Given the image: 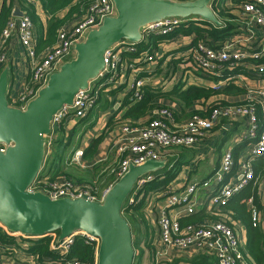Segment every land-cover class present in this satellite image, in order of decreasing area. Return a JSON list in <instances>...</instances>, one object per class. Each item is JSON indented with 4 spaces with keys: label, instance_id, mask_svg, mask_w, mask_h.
Segmentation results:
<instances>
[{
    "label": "built area",
    "instance_id": "built-area-1",
    "mask_svg": "<svg viewBox=\"0 0 264 264\" xmlns=\"http://www.w3.org/2000/svg\"><path fill=\"white\" fill-rule=\"evenodd\" d=\"M87 1L81 15L59 27L55 43L38 53L34 48V26L25 12L21 17H13L6 22L0 37V67L10 61L3 48L9 40L15 38L22 48L29 71L28 79L22 82L13 81L8 86V106L24 110L27 103L44 86L47 77L73 56L74 45L83 41L87 32L101 25L106 17L115 15L111 0ZM208 6L221 24L217 26L212 22L207 23L220 28L225 27L226 22H232L233 32L217 43L218 46H210L203 40L193 42L194 35L176 33L169 40L174 46L166 57L169 60L180 59L178 64L184 66L179 78L182 81L191 73H197L200 75L199 80L205 79L209 82L205 85L215 90L222 89L227 84L239 86L244 90V102L215 108L208 116L193 114L178 121L174 117L176 111L172 105L161 102L142 123L113 121L112 125H117L118 136L115 158L113 165L108 167V173L116 181L128 170L131 163L141 164L148 159L166 160L169 149L190 147L214 128L220 118L246 116L248 125L242 137L250 139L252 143L248 145L245 158L234 174H231L235 169L233 155L230 150H226L220 157L217 169L205 180L188 181L180 191L175 190L176 184L170 182L145 193L144 186L156 177L150 172L134 182L125 203L129 207L140 200L146 202L150 210L146 219H150L153 226L152 243L158 246L156 254L160 256L159 260L176 256L190 258L206 252L214 255L217 264H247L246 250L241 246L237 235L238 223L226 212L225 205L246 185L257 182L252 161L260 157L264 162V0H211ZM221 10L231 16L222 19L219 15ZM195 20L202 23L205 21L196 16L165 18L147 25L142 31V40L139 43L121 40L107 49L103 55L104 66L98 75L89 82L87 88L74 94L72 104H64L52 115L46 148L49 149L65 121L85 117L96 105L99 93L107 87L128 85L126 94L129 100L139 99L141 88L156 75L157 62L163 59L164 53L161 47L163 44L148 45L140 51L138 45L141 42L146 43L150 35L173 33L177 28ZM135 53L137 55L131 57ZM0 150L3 151L4 146H0ZM82 155L81 149L76 150L70 161L83 167L85 165ZM41 169L26 190L31 193L42 192L51 199L84 198L102 202L112 185L111 183L107 188L97 191L95 185L78 181L71 175L60 174L50 178L41 173ZM236 173L239 176L234 179ZM200 190L201 195L198 194ZM246 205L252 221H259L252 197L247 199ZM201 206L206 207L210 219L181 222L183 215L198 213ZM1 228L5 229L0 224ZM75 235L95 241L96 246L99 243L93 236L75 232L60 242H57L56 237L52 249L65 253L73 243ZM10 250L19 254L23 249L18 244ZM61 264L85 263L70 258L63 259Z\"/></svg>",
    "mask_w": 264,
    "mask_h": 264
},
{
    "label": "water",
    "instance_id": "water-1",
    "mask_svg": "<svg viewBox=\"0 0 264 264\" xmlns=\"http://www.w3.org/2000/svg\"><path fill=\"white\" fill-rule=\"evenodd\" d=\"M115 15L90 29L74 45V54L52 72L25 109L8 106L11 69L0 68V224L9 232L40 237L58 231L57 242L83 232L98 239L96 264H132L131 228L122 206L134 182L165 167L166 160L130 164L112 183L102 202L84 198L51 199L27 187L43 164L50 120L74 94L88 87L104 66V52L121 40L139 43L143 29L169 17L196 16L219 26L208 6L211 0H111ZM14 8L12 15L21 17Z\"/></svg>",
    "mask_w": 264,
    "mask_h": 264
},
{
    "label": "trees",
    "instance_id": "trees-1",
    "mask_svg": "<svg viewBox=\"0 0 264 264\" xmlns=\"http://www.w3.org/2000/svg\"><path fill=\"white\" fill-rule=\"evenodd\" d=\"M34 2H39L45 14L47 15L48 19L45 23H42L39 19V16L36 14ZM14 3H17L21 7V9L30 17L33 23L36 33L35 51L38 53L55 43L57 30L59 29V27L81 15L85 10L88 1L0 0V37L1 31L6 22L12 18L11 12ZM219 15L222 19H226L231 16L230 14L225 13V11L223 10L219 11ZM226 23L227 24L225 25V27L219 28L209 25L206 21H204V23H202L200 20L189 21L185 24V26L177 28L173 33H169L166 35H150L146 43L141 42L138 45V51L144 49L148 45L158 46L159 44H167L170 38H172L176 33H181L186 36L194 35L195 37L193 42L203 40L207 41L210 46H216L217 43L222 42L233 32L232 29L234 25H232V22ZM203 25H207L208 27ZM136 55L137 54L135 53L131 55V57H134ZM141 89L142 94L139 99L129 101L128 98H126L128 96L125 97V100H127L128 103L132 104L123 115L125 118H144L146 115L151 113L152 110L155 109V101L158 98H165L167 100L176 99L177 101L181 102V109L183 110L189 107H193V109L189 113L184 114V116L187 115L186 117L193 114L208 116L210 112L215 108H222L225 105L241 104L244 102V90L239 86L233 84H227L222 89L215 90L204 85H189L185 87L184 83L177 81L167 91H158L147 86H143ZM184 116H178L176 115V113H174L175 119H185ZM57 137L52 141V143L64 144L61 141V138ZM60 145H58V147ZM97 145L98 139H93L92 143L89 144L88 151H90V156L93 154V152H95ZM86 155L87 154L85 151L84 156ZM55 156L56 154H54L50 168L54 165V161L60 162L62 160L61 152L57 157ZM169 163L166 164L164 168L156 172H152L156 177L153 181L148 182L144 186L143 190L145 193L169 184L170 181H172L176 177V175L180 171V164L177 162H173L172 164ZM51 171L52 173L49 177L53 178L57 175V170L52 168ZM254 173L255 177L257 178V182L254 184L252 182L249 183L241 191L233 195L226 203L225 208L226 212L231 214L235 221H240L243 224L247 233V242L245 244V247L248 251V254L254 258L257 264H264V254L260 248V243L263 240V235L259 229V221L255 223L252 221L251 213L246 205L247 199L249 197H252L253 204L256 206V209L259 210L261 206L262 191L260 187V179H262V176L264 175V162L257 170L254 171ZM111 179L112 180L110 183H113L114 179ZM125 202L122 206V212L130 211L131 207L133 210H136L140 206H142L141 204H139L134 207H126ZM130 213L134 214L133 211H131ZM133 218L136 221V219H138V215L134 214ZM199 218L200 217L189 221L196 222ZM143 226L145 228V235L147 236V223L144 222ZM58 233V231H55L40 237H23L19 234L16 235L13 233H9L5 229L1 228L0 244L8 246L14 243L16 237H20L24 241L28 242L26 251L34 257L37 264H61L63 259L70 258H76L85 264H94L97 254V246L95 241L86 240V238L82 235H75L73 238V243L70 245L68 251H66L65 253H60L52 249L53 242L56 237H58ZM135 245L138 246V243L136 242L133 244V246ZM146 245L149 246V243ZM155 264H217V260L213 254L201 252L190 258L179 256L164 258L159 260Z\"/></svg>",
    "mask_w": 264,
    "mask_h": 264
},
{
    "label": "crops",
    "instance_id": "crops-1",
    "mask_svg": "<svg viewBox=\"0 0 264 264\" xmlns=\"http://www.w3.org/2000/svg\"><path fill=\"white\" fill-rule=\"evenodd\" d=\"M36 14L39 16V19L42 23H45L48 19L47 15L45 14L44 10L42 9L39 2H34ZM14 8L18 10L24 11L21 7L14 3L12 7V12ZM12 18L14 17L12 15ZM35 34V42H36V33ZM186 36V35H185ZM173 42L169 41L167 44H163L161 47L165 50L171 51L173 49L172 45ZM35 48V43H34ZM4 51L7 52L9 55L10 61L7 63L11 69V75L9 80V85L13 81H24L28 79L29 71L27 69V62L26 58L23 56L22 48L18 41L15 38H12L7 42V44L3 48ZM43 51V50H42ZM157 67H159V60L157 62ZM1 68V67H0ZM178 72L184 69V66L181 64L178 66ZM157 70V68H156ZM176 70V69H175ZM158 71V70H157ZM181 72H179L180 76ZM157 75V73H156ZM203 84L206 85L209 83L203 79ZM161 79L152 77L151 80H148L144 86L158 89L156 87H160L158 84ZM185 83V82H184ZM188 86L192 85V83H186ZM185 84V87H186ZM194 84V83H193ZM164 83L161 84V87ZM196 85V84H194ZM199 85V84H197ZM204 85V86H206ZM127 87L128 85L121 84L119 87H107L106 89L102 90L99 93L98 100L96 105L87 113V115L78 120V122H74L72 119L65 121V123L61 126L60 130L57 132L56 137L61 138L63 143H76L75 148L68 154L64 152L61 153L62 160L60 162L54 161V165L51 167L57 170V175L60 174H70L73 178L78 181H81L79 177L71 170V167L74 166L76 170H83L85 169H92L93 166H97L98 162L101 160L105 161L108 159L115 158V143H117V130L114 125H112L113 121H118V123L122 121H134L142 123L151 113L146 115L144 118H125L123 115L126 111L130 108L132 104L128 103L125 100L127 96ZM163 91H167L170 89V85L162 87ZM128 98V97H126ZM129 100V98H128ZM130 101V100H129ZM161 102L172 105L173 110L176 111V115L184 116V114L189 113L193 107L186 108L185 110L181 109V102L174 100H167L165 98H158L156 99L155 103L161 104ZM102 107V108H101ZM156 107V106H155ZM187 118V117H186ZM184 118H178V120H183ZM117 123V124H118ZM248 122L246 116H235L229 118H220L218 124L212 128L209 132H207L203 137L199 138L193 145L190 147H173L167 151L166 155V164H172L173 162H177L180 164V171L182 168L188 167L189 170L186 173V178L184 180L178 179L176 177L170 181L173 182L176 186L181 185L180 189H182L188 181L190 182H201L205 180L213 172L217 169L220 161V157L224 151L230 150L233 155V160L235 162V169L231 172V174L235 173L236 168L241 163L242 159L245 158V153L250 145L251 140L245 139L242 137V133L244 132L245 128L247 127ZM55 137V139H56ZM93 139H98V145L95 149V152L90 156L88 151V146L92 143ZM188 149L182 158L181 149ZM81 149L83 152L82 160L85 166H78L69 164V158L73 155L76 150ZM86 151V156L84 153ZM262 158H255L252 161V166L254 171L257 170L261 164H263ZM71 165V166H70ZM109 167V166H108ZM107 167V168H108ZM63 171V172H62ZM83 182V181H81ZM260 187H261V198L262 203L258 210L259 214V229L262 232L263 240L260 243V248L264 254V175L262 179H260ZM165 186V185H164ZM198 194H202V190L198 191ZM201 210L198 213H195L191 216L183 215L181 218V222H190L189 220L197 219L196 222L199 220L210 219L211 216L208 215L206 207L201 206ZM239 229L237 230V235L240 239V244L246 250V261L247 264H257L254 258L248 254V251L245 247L247 242V233L243 224L237 221ZM20 245L22 247V251L19 254L15 253L12 249L15 245ZM11 245V246H10ZM10 245H1L0 246V262L1 264H37L33 256H31L27 251L28 242L24 241L20 237L14 240L13 244Z\"/></svg>",
    "mask_w": 264,
    "mask_h": 264
},
{
    "label": "rangeland",
    "instance_id": "rangeland-1",
    "mask_svg": "<svg viewBox=\"0 0 264 264\" xmlns=\"http://www.w3.org/2000/svg\"><path fill=\"white\" fill-rule=\"evenodd\" d=\"M174 45V44H172ZM164 48V47H163ZM162 51L164 53V57L163 59L161 58L159 60V67H157L156 73L157 75L154 76V78H158L161 79V81L159 82V86L160 87H156L158 89V91H163L162 87L170 85V87L175 84L177 81H180L184 84L186 83H192V85L194 84H199V85H205L202 83V80H199L198 78L200 77L199 74H194L191 73L188 78L186 79V77L184 78L185 80L182 81L180 80V76L179 75V71L178 72V66H180V59H171L169 60L167 56V54L171 53V51H168L167 49H163ZM173 69V70H172ZM176 69V70H175ZM172 71V73H171ZM171 76L173 77V79H171ZM164 83V85L161 87V84ZM194 83V84H193ZM201 83V84H200ZM186 86H188L186 84ZM102 108V107H101ZM187 114V113H186ZM187 115H185L184 117L186 118ZM78 118H74V122H78ZM113 122V120H112ZM51 143V145L49 146V149L46 148L45 149V156H44V160H43V166H42V173H46L48 176H50V174L52 173V171L50 170V166L52 164V159L54 157V154H56L55 157L58 156V154L61 152H64L65 154H69L76 146V143ZM58 145H60L58 147ZM187 151H190L188 149H181V156L182 158L184 157L183 153H186ZM71 158V157H70ZM69 158V164L72 165H78L76 163H73L70 161ZM113 165V159H108L103 161L101 160L100 162H98L97 166H93L92 169H85L82 168L83 170H76V168L74 166L71 167V170L73 172H75V174L79 177V179H81V181L85 182V183H90L93 184L97 187V191L98 190H102L104 188H107L111 183V176L108 173V166H112ZM71 166V165H70ZM79 166V165H78ZM189 170L188 167L182 168V170L180 171V173L177 175L176 180L178 179H182L184 180L186 178V173ZM63 172V171H62ZM239 176L238 173H236L234 175V179H236ZM180 187L181 185H178L177 187H175V190L180 191ZM147 193V192H146ZM141 204L142 206H140L138 209H130V211L127 212H122V215L127 219L130 228H131V236H132V245L134 243H138V246H133L134 249V256H133V264H155L156 262L159 261L160 256L158 254H156L157 250H158V246H155L152 243V236L154 234V230H153V226L150 224V219L147 221L146 219V215L148 216V211H150L148 209V206L146 204V202L144 200H140L137 201L134 206ZM133 206V207H134ZM133 211L134 214L138 215V219H136V221L134 220V214H131L130 212ZM144 222L147 223L148 229L146 231L147 236L145 235V228H144ZM80 232L78 231V234ZM98 242V240H96ZM149 243V246H147L146 244ZM98 246V245H97Z\"/></svg>",
    "mask_w": 264,
    "mask_h": 264
}]
</instances>
